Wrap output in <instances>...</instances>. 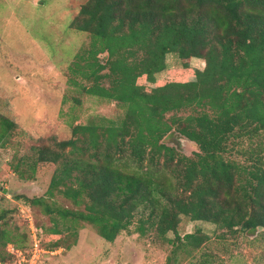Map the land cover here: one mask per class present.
Wrapping results in <instances>:
<instances>
[{"label": "trees", "instance_id": "obj_1", "mask_svg": "<svg viewBox=\"0 0 264 264\" xmlns=\"http://www.w3.org/2000/svg\"><path fill=\"white\" fill-rule=\"evenodd\" d=\"M70 28L90 35L68 66L71 83L124 112L73 124L69 138L10 163L25 180L55 165L42 195H18L51 222L20 224L2 209L0 261L10 243L35 246L32 222L47 253L70 249L87 223L110 242L124 231L153 235L172 245L167 264L196 251L202 258L190 264H217L203 250L208 233L179 234L183 216L215 224L221 238L264 232V0H87ZM169 53L184 71L158 78ZM192 58L204 59V68ZM16 127L0 114V148ZM172 131L198 150L166 144ZM243 150L246 163L235 157Z\"/></svg>", "mask_w": 264, "mask_h": 264}, {"label": "rangeland", "instance_id": "obj_2", "mask_svg": "<svg viewBox=\"0 0 264 264\" xmlns=\"http://www.w3.org/2000/svg\"><path fill=\"white\" fill-rule=\"evenodd\" d=\"M86 1L0 0V114L17 124L7 146L0 148V211L10 210L20 224L28 225L30 220L40 225L50 224L49 216L38 207L27 205L18 195H42L48 188L55 165L48 175L25 180L16 175L10 163L22 155L32 154L36 146L53 143L54 138H69L73 124L98 121L101 117L117 119L124 112L117 102L81 94L71 83L68 66L75 53L89 44L90 35L70 28V24ZM182 63L178 54L169 53L167 70L157 77L182 70ZM190 65L202 69L205 60L192 58ZM259 140L264 145V132ZM164 142L188 155L198 150L194 142L182 138L176 131L169 133ZM249 146L247 142L243 144L246 149ZM244 154L247 155L245 150L235 153L240 163H246ZM61 200L64 203V199ZM198 228L210 235L203 250L212 252L217 264H264L262 230L221 238L222 231L215 224L183 216L178 231L183 236ZM169 235L174 237L173 233ZM153 237L124 231L110 242L85 223L70 249L63 245L47 253L29 246L18 251L10 243L5 251L1 250L6 262L0 261V264H13L19 259L21 264H33L29 260L31 252L38 257V264H167L172 245L155 242ZM73 239L72 236L71 242ZM9 252L18 259L10 257ZM201 254L202 251H196L188 256L183 252L181 264H190L202 258Z\"/></svg>", "mask_w": 264, "mask_h": 264}, {"label": "built area", "instance_id": "obj_3", "mask_svg": "<svg viewBox=\"0 0 264 264\" xmlns=\"http://www.w3.org/2000/svg\"><path fill=\"white\" fill-rule=\"evenodd\" d=\"M31 226H32V231H33V236H34V240H35V246H34V249L36 250V251H41V250H44V249H42V248H40L39 247V240H38V237H37V234H36V229H35V227H34V224H33V222H32V224H31ZM19 251V250H18ZM37 258L38 257H36V254H34V253H32V256H31V260H32V263L33 264H36L37 262ZM29 259V260H30ZM19 261L20 262H22L20 259H19ZM19 261H18V264H21V263H19ZM36 262V263H35ZM25 263V262H24Z\"/></svg>", "mask_w": 264, "mask_h": 264}]
</instances>
